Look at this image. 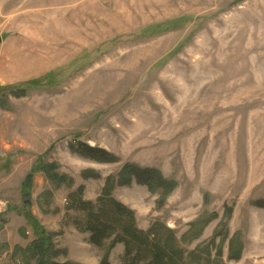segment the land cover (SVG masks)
I'll return each mask as SVG.
<instances>
[{
  "label": "rangeland",
  "instance_id": "374dc122",
  "mask_svg": "<svg viewBox=\"0 0 264 264\" xmlns=\"http://www.w3.org/2000/svg\"><path fill=\"white\" fill-rule=\"evenodd\" d=\"M0 37V264H101L71 196L109 178L185 264H264V0H0Z\"/></svg>",
  "mask_w": 264,
  "mask_h": 264
},
{
  "label": "trees",
  "instance_id": "16d2710c",
  "mask_svg": "<svg viewBox=\"0 0 264 264\" xmlns=\"http://www.w3.org/2000/svg\"><path fill=\"white\" fill-rule=\"evenodd\" d=\"M73 151L80 155L96 160L98 162H115L108 152L93 148L81 143L78 147L71 146ZM88 178V177H87ZM139 184L146 185L151 192L164 189L168 194L176 186L174 182L166 180L163 175L155 169H143L135 165H127L119 174L118 184L130 186L133 180ZM115 188V180L107 179L103 196L99 199V205L91 202H83L81 194L71 197L78 207L88 212V229L93 234V243L100 248L105 247V241L110 240L109 246L101 264L110 263V253L118 245L123 244L126 248L122 258V264H185V252L176 247L175 236L162 225H154L149 231L137 227L135 212L122 203L112 198ZM83 189L81 188V193ZM77 208V207H76ZM168 233L169 238L165 239ZM236 258L240 251L233 252ZM195 258V257H194ZM198 261V260H194Z\"/></svg>",
  "mask_w": 264,
  "mask_h": 264
},
{
  "label": "water",
  "instance_id": "95a60500",
  "mask_svg": "<svg viewBox=\"0 0 264 264\" xmlns=\"http://www.w3.org/2000/svg\"><path fill=\"white\" fill-rule=\"evenodd\" d=\"M2 43V38L0 37V44ZM29 195L27 194L26 197H28ZM29 202L27 201L26 204H28Z\"/></svg>",
  "mask_w": 264,
  "mask_h": 264
}]
</instances>
